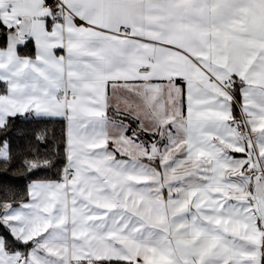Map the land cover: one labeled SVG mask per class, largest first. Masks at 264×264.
<instances>
[{
    "label": "snow or ice",
    "instance_id": "snow-or-ice-1",
    "mask_svg": "<svg viewBox=\"0 0 264 264\" xmlns=\"http://www.w3.org/2000/svg\"><path fill=\"white\" fill-rule=\"evenodd\" d=\"M0 264H264V0H0Z\"/></svg>",
    "mask_w": 264,
    "mask_h": 264
},
{
    "label": "trees",
    "instance_id": "trees-1",
    "mask_svg": "<svg viewBox=\"0 0 264 264\" xmlns=\"http://www.w3.org/2000/svg\"><path fill=\"white\" fill-rule=\"evenodd\" d=\"M20 126L24 128L32 129V128L42 127L43 125L38 124V123H24V124H21ZM49 128L54 129L57 138L61 136V126L60 125H49ZM16 187L22 188L23 184H18L16 185Z\"/></svg>",
    "mask_w": 264,
    "mask_h": 264
}]
</instances>
